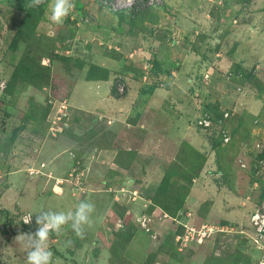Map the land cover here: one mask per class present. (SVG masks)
I'll return each mask as SVG.
<instances>
[{
	"label": "rangeland",
	"instance_id": "obj_1",
	"mask_svg": "<svg viewBox=\"0 0 264 264\" xmlns=\"http://www.w3.org/2000/svg\"><path fill=\"white\" fill-rule=\"evenodd\" d=\"M19 1L0 0V80L6 85L0 90V214L11 217L15 233L0 234V264H25L27 249L15 241L22 214L74 211L82 200L95 205L92 225L82 236L66 226L49 240L61 264H260L264 252L251 239L250 217L264 190V0H163L159 9L129 5L117 12L103 5L106 0H80L75 36L64 23L50 21L48 5L40 39L64 38L70 44L64 54L106 68L108 82L67 74L47 51L33 61L24 57L25 45L15 39ZM132 14L156 17V37L165 44L124 37L122 23ZM118 41H124L122 54L109 50ZM153 60L168 75L150 95L142 90L153 83ZM39 63L47 68L41 71ZM208 67L212 73L199 80ZM237 73L259 83L242 87L229 77L237 80ZM215 106L218 115L256 119L225 175L210 171L215 155L195 123ZM183 143L205 156V167L170 216L151 199L164 176L182 181L188 171L189 155L179 154ZM29 169L37 173L29 175ZM202 225L214 230L201 242H177Z\"/></svg>",
	"mask_w": 264,
	"mask_h": 264
},
{
	"label": "trees",
	"instance_id": "obj_2",
	"mask_svg": "<svg viewBox=\"0 0 264 264\" xmlns=\"http://www.w3.org/2000/svg\"><path fill=\"white\" fill-rule=\"evenodd\" d=\"M17 1V0H15ZM21 4H23V7H21L22 11V17L20 19V25L15 33L16 41H19L25 45L24 49V57L31 59L32 61L35 60L38 56L36 53L47 51L52 55L53 57H58L59 62L63 64V68L67 74H79L83 73L84 79L86 81H94V82H108L110 78V72L100 66L92 64L86 60H81L78 58H74L73 56L65 55L64 51H68L70 48V44L66 46L64 45V38L60 36H45L43 39H40L41 36L38 32L45 33V31H41L42 27L39 25L46 20V12H47V6L49 5V1H46L40 5H30L26 1H19ZM31 3V2H30ZM81 3L80 0H77L75 4L74 10L77 13L73 14V17L71 19L67 17L64 21V31L72 32L75 36V25H79L78 19L76 17H79L80 9H78V5ZM157 9L160 8V6L155 7ZM154 7H146L145 10H151L155 9ZM83 12V11H82ZM123 13V12H119ZM83 14H86L83 12ZM76 16V17H74ZM161 16V15H160ZM159 16V17H160ZM132 18L129 20V23H122L127 26V30L123 31L124 37H132V38H141L146 43H153L160 41V44H165V40L161 39L160 37H156L158 29L155 27L158 26L159 20H157L156 17L154 19H148L144 18L140 20L138 17H136L134 14L131 16ZM136 17V18H135ZM81 18V17H79ZM72 20V21H71ZM73 23L75 25H73ZM148 23V24H146ZM149 26V27H148ZM73 27V28H72ZM159 27V26H158ZM114 31V30H113ZM48 34V33H47ZM73 38V37H72ZM18 42V43H19ZM120 42V41H119ZM137 42V41H136ZM64 46V47H62ZM210 47V50L212 51L211 45H208ZM63 48V49H62ZM216 48L214 49V51ZM59 52V53H58ZM51 56V57H52ZM161 63L159 61H152V69L149 73L148 79L149 81L153 80V83L150 87H147L146 89H143V93L148 92L150 95H153L155 90L159 87L160 84L163 85V76L168 75V71L162 69L160 66ZM40 67V70L44 71L47 67L41 66L40 63L38 65ZM46 67V68H45ZM236 71H240L237 67L233 68ZM128 70V69H127ZM205 73L201 75V77H197L200 79H204V76L209 75L212 73V68L208 67ZM24 71L29 74H37L38 71H35L33 67H25ZM79 71V72H75ZM130 72V70H129ZM230 73H235L230 70ZM112 76V73H111ZM142 77V74L139 75V79ZM230 78H233V81H235L237 84L241 85L242 87L247 84L251 83L254 87L257 86L259 83L256 81V79H253L254 77H246L242 76L240 73H237V78L235 79L234 74H229ZM118 82L123 83L122 77L118 75ZM48 80V78H47ZM46 80V82H47ZM155 82L160 81V82ZM46 82H44L46 84ZM159 83V84H157ZM166 83V82H165ZM124 87V85H122ZM6 87V86H5ZM166 89H168L167 85L165 86ZM113 92L111 94L115 97L117 96L116 90L113 88ZM118 91V90H117ZM264 93V92H263ZM263 108H264V101H263ZM207 117L209 118L211 122V126L209 129H201L197 125V128L199 131L204 132L209 137V143L211 145V151L214 152L215 155V166H216V173H219L222 175V173L225 175L226 172H229L231 169V166L234 162V153L236 149L238 148L239 144L244 141L245 134L248 131V128H251L252 122L256 121V119L253 116L248 117H238L235 115H232L230 112L227 113V116H223L222 114L218 115V107L215 106V108L206 109L204 110ZM201 113L200 115H202ZM200 116L198 115L196 117V120ZM197 122V121H196ZM251 124V126H249ZM228 139L226 143H224V138ZM179 147V154H183L187 152L189 155V158L187 159L188 165H187V172L185 174H181V180H172V177L168 175L164 176L161 180L160 185L158 186V194L156 197H154L152 200L153 205L162 208L164 211L168 212L170 216L175 215L177 211L180 210L182 205V200H186L188 197L191 187L193 185L194 180L199 178L200 173L203 169V166L205 165L206 158L205 156L202 157V155L199 153V151H196L191 145L187 143H183V145H180ZM202 150V149H201ZM198 160L195 161V158H198ZM181 160V158H179ZM199 162V164H198ZM187 190V195L183 193V191ZM177 192V194H176ZM185 194V195H184ZM264 198V190L261 194V199ZM180 200V201H179ZM154 207V206H153ZM151 211V210H150ZM172 214V215H171ZM11 223L12 219L10 216L7 215V219H5V231L3 232V235L8 234H15L11 230ZM22 229L20 232L27 233V232H35L36 228L30 229L27 227L22 226Z\"/></svg>",
	"mask_w": 264,
	"mask_h": 264
},
{
	"label": "clouds",
	"instance_id": "obj_3",
	"mask_svg": "<svg viewBox=\"0 0 264 264\" xmlns=\"http://www.w3.org/2000/svg\"><path fill=\"white\" fill-rule=\"evenodd\" d=\"M33 5H40L44 0H32ZM164 4L162 0V4ZM74 0H51L49 8V19L56 25H62L67 17L74 10ZM195 118V123H196ZM131 185L134 183L132 178L126 181ZM95 205L90 201L82 200L75 210L65 211H41L37 213L35 232L20 233L15 237V241L27 249L25 264H61L59 258L54 259V253L49 247V240L52 235L59 236L66 226L77 235L82 236L86 226L92 225V214ZM33 215L24 218V224L32 222ZM122 226V225H121ZM53 240V239H52Z\"/></svg>",
	"mask_w": 264,
	"mask_h": 264
},
{
	"label": "built area",
	"instance_id": "obj_4",
	"mask_svg": "<svg viewBox=\"0 0 264 264\" xmlns=\"http://www.w3.org/2000/svg\"><path fill=\"white\" fill-rule=\"evenodd\" d=\"M147 6L143 7H157L162 4V0H106L105 3H103L104 6H106L109 10L117 12L121 10L129 9L127 8L129 5L130 7L132 5H144ZM136 8V6H132L129 10H133ZM5 82L0 80V90H4L5 88ZM122 86V85H121ZM123 87V86H122ZM120 87L118 89V92H121L123 89ZM196 125L201 129H209L211 126V122L207 115L203 113L200 115V117L197 119ZM227 137L224 138V142H227ZM44 165H41V168H43ZM38 170V169H37ZM29 175H34L37 173V171L33 169H29L28 171ZM39 172V171H38ZM33 215L30 212L24 213L20 216V224L21 226L33 229L37 228V225L35 224V216L32 217V222L30 224H24L23 220L26 216ZM5 219H7L6 214H0V234L5 231L4 225H5ZM250 225L252 229V235L251 239L252 241L257 245V247H260L264 252V198L261 199L259 207L252 213L250 217ZM213 225H202L199 229H187L183 236L177 237V242L182 241L185 242V240H193L195 239L197 242H201L205 237L209 236L213 232ZM242 233V232H240ZM190 237V239H189ZM260 264H264V260L260 262Z\"/></svg>",
	"mask_w": 264,
	"mask_h": 264
},
{
	"label": "crops",
	"instance_id": "obj_5",
	"mask_svg": "<svg viewBox=\"0 0 264 264\" xmlns=\"http://www.w3.org/2000/svg\"><path fill=\"white\" fill-rule=\"evenodd\" d=\"M181 4L183 5H185V6H187V5H190L189 4V1L188 2H183L182 3V1H181ZM190 7V6H189ZM113 31V30H112ZM123 45H124V41H118V42H116V43H114V45L111 47V46H109V50H110V48H112L113 50H115V51H117V52H119L120 54H122L121 52V49H122V47H123ZM104 61H106V62H110V61H107V60H104ZM103 66H108V64H106V63H103ZM110 67V66H109ZM96 86H98V85H96ZM98 88H99V86L97 87V90H98ZM154 94H156V91L154 92ZM153 94V95H154ZM149 97H151V96H149ZM164 104V103H163ZM138 110V109H137ZM110 123V122H109ZM115 123H113L112 124V126L114 125ZM110 125H111V123H110ZM118 125V124H117ZM116 125V126H117ZM116 126H114L112 129H114V128H116ZM165 128V127H164ZM169 139V138H168ZM195 143V142H194ZM197 143V142H196ZM198 144L199 143H197V146H198ZM199 147H202V144H200V146ZM162 148V147H161ZM201 149V148H200ZM169 152H170V150H168L167 151V153L169 154ZM166 155V154H165ZM51 161V160H50ZM204 167H205V165H204ZM204 167H203V169H202V171H201V173H200V175H203V170H204ZM213 167H214V169H211L210 171H212V172H215L216 171V166H215V163L213 164ZM49 170H52V168L49 166V168H48ZM200 177L201 176H199V178L197 179V180H199L200 179ZM194 183H195V180H194ZM194 183H193V185H194ZM193 185H192V187H193ZM192 187H191V189H192ZM57 188V187H56ZM56 188L53 190V192H55L56 193V195L57 196H59L58 194H60L58 191H56ZM57 189H59V188H57ZM60 190V189H59ZM54 193V194H55ZM6 212V211H5ZM7 213V212H6ZM8 214V213H7ZM53 242H56V239H54L53 240ZM106 263V262H105Z\"/></svg>",
	"mask_w": 264,
	"mask_h": 264
}]
</instances>
